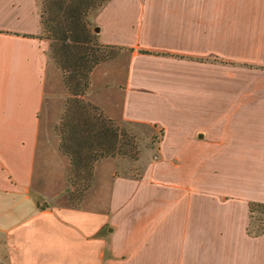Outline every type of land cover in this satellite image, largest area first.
Returning a JSON list of instances; mask_svg holds the SVG:
<instances>
[{"label":"crops","instance_id":"obj_1","mask_svg":"<svg viewBox=\"0 0 264 264\" xmlns=\"http://www.w3.org/2000/svg\"><path fill=\"white\" fill-rule=\"evenodd\" d=\"M42 0H0V264H264V0H107L89 18L124 52L85 98L159 128L139 173L95 164L80 206L53 127L67 89Z\"/></svg>","mask_w":264,"mask_h":264},{"label":"trees","instance_id":"obj_2","mask_svg":"<svg viewBox=\"0 0 264 264\" xmlns=\"http://www.w3.org/2000/svg\"><path fill=\"white\" fill-rule=\"evenodd\" d=\"M107 0H42V35L61 69L67 89L54 132L59 150L69 158V200L78 206L90 187L96 162L107 156L137 158L135 135L121 127L96 103L85 98L93 68L114 57L119 45L102 43L89 15ZM255 204L250 203L251 206ZM264 204V203H257Z\"/></svg>","mask_w":264,"mask_h":264},{"label":"rangeland","instance_id":"obj_3","mask_svg":"<svg viewBox=\"0 0 264 264\" xmlns=\"http://www.w3.org/2000/svg\"><path fill=\"white\" fill-rule=\"evenodd\" d=\"M89 19L91 20V18H89ZM91 23L93 25H95L92 21H91ZM123 52L124 51L121 50V48H120L118 50L117 54L114 56V58L116 56L122 54ZM64 106H65V99H64ZM64 106H63V109H64ZM63 109H62V111H63ZM62 111H61V113H62ZM61 113H60V115H61ZM59 118H60V116H59ZM113 119L121 127L125 128L130 133L135 135V141H136V144L138 147V155H137V158H135V159L131 158L129 156H116L119 158L117 172H124V173L126 172V173L137 174L142 169V166L144 164V159L145 158L148 159L150 157L155 158V156L157 154V143H158V139H159V128L155 127L151 124H147V123L133 122V121H129V120L119 121V120H116L115 118H113ZM58 120H57V122H58ZM53 131H54V127H53ZM53 133L55 135H57L55 132H53ZM57 137H58V135H57ZM88 190L89 189L86 190L83 198L85 197ZM83 198H82V200H83ZM82 200L80 201L78 206L81 205ZM67 202H68V204L72 205L70 200H69V195L67 196ZM250 212L251 213H250L249 228L251 229V231L256 232V231L263 230L264 229V204H257V203L253 204L251 206ZM2 246H3L2 245V238L0 237V253L3 254V247Z\"/></svg>","mask_w":264,"mask_h":264}]
</instances>
